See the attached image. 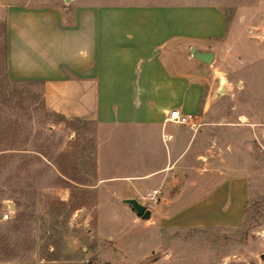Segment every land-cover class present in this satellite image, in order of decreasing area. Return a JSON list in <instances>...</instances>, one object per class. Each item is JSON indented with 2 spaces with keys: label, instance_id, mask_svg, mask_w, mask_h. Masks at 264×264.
<instances>
[{
  "label": "rangeland",
  "instance_id": "1",
  "mask_svg": "<svg viewBox=\"0 0 264 264\" xmlns=\"http://www.w3.org/2000/svg\"><path fill=\"white\" fill-rule=\"evenodd\" d=\"M69 1L0 0V264H264V0H71L222 10L224 35L210 63L224 81L188 125L208 121L206 141L198 139L197 153L166 173L126 170L127 159L141 156L124 155L110 129L48 111L40 83L6 77L3 6ZM144 158L155 167L160 156ZM237 177L245 182L237 220L192 226L178 214ZM125 198L148 208V218ZM7 201L12 208L3 218Z\"/></svg>",
  "mask_w": 264,
  "mask_h": 264
},
{
  "label": "crops",
  "instance_id": "2",
  "mask_svg": "<svg viewBox=\"0 0 264 264\" xmlns=\"http://www.w3.org/2000/svg\"><path fill=\"white\" fill-rule=\"evenodd\" d=\"M1 16L6 77L40 83L48 111L110 129L124 155L141 156L127 159L126 170L166 173L183 155L197 153L198 139L206 141L208 121L188 125L211 107L224 77L189 49L214 59L225 30L218 6L70 0L64 7L7 3ZM172 109L188 123L165 120ZM148 154L160 156L158 165H147ZM244 187L243 177L225 178L178 214L192 226L237 220Z\"/></svg>",
  "mask_w": 264,
  "mask_h": 264
},
{
  "label": "water",
  "instance_id": "3",
  "mask_svg": "<svg viewBox=\"0 0 264 264\" xmlns=\"http://www.w3.org/2000/svg\"><path fill=\"white\" fill-rule=\"evenodd\" d=\"M189 52L199 59L202 62L205 63H210L213 58V54L211 52H197L194 50L193 47H190ZM220 92L223 91V88L219 89ZM125 203H128L131 208L135 211V213L139 216H141L143 219L148 218L150 211L148 208H146L143 204L139 203L136 199L134 198H125L123 199Z\"/></svg>",
  "mask_w": 264,
  "mask_h": 264
},
{
  "label": "built area",
  "instance_id": "4",
  "mask_svg": "<svg viewBox=\"0 0 264 264\" xmlns=\"http://www.w3.org/2000/svg\"><path fill=\"white\" fill-rule=\"evenodd\" d=\"M165 120L171 121L176 124H187L188 116L182 115L177 110L172 109L166 113ZM151 200L155 202V198L153 196H151ZM11 208H12L11 203L7 201L5 204V211L3 212V215H2L3 218L8 217V215L11 212Z\"/></svg>",
  "mask_w": 264,
  "mask_h": 264
}]
</instances>
